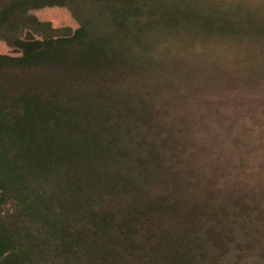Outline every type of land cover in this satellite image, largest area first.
Returning a JSON list of instances; mask_svg holds the SVG:
<instances>
[{
  "label": "trees",
  "instance_id": "1",
  "mask_svg": "<svg viewBox=\"0 0 264 264\" xmlns=\"http://www.w3.org/2000/svg\"><path fill=\"white\" fill-rule=\"evenodd\" d=\"M53 6L78 27L32 14ZM227 15L187 0H0V41L19 53H0V264H264L260 167L228 154L248 144L211 127L209 98L171 97L179 70L154 50L161 30L213 35ZM244 23L264 35V20Z\"/></svg>",
  "mask_w": 264,
  "mask_h": 264
},
{
  "label": "rangeland",
  "instance_id": "2",
  "mask_svg": "<svg viewBox=\"0 0 264 264\" xmlns=\"http://www.w3.org/2000/svg\"><path fill=\"white\" fill-rule=\"evenodd\" d=\"M187 1L197 16H218L220 11H225L233 26L222 30L218 27L213 35L203 34L189 24L182 29L161 30L158 33L156 30L155 56L169 71L179 70L180 79L172 85L175 90L171 97L176 101H191L189 91L194 90L209 98L214 102L213 109L220 113L219 117L213 116L211 127L218 131L219 126H231L239 142L245 141V147L248 144L245 149L231 150L228 154L233 152L234 157L241 152L244 160L260 167L262 173L256 170L259 177L252 181L258 186L264 183V35H257L258 29L244 22L264 20V0ZM32 14L40 21L50 22L54 28L67 27L73 31L78 27L65 7H44L33 10ZM221 31H224L222 35ZM0 53L19 55L3 41H0ZM222 76L231 78V82L226 81L231 84L219 86L223 83ZM189 82H193V86L187 85ZM167 83L169 80L164 85ZM181 87L186 88L178 91ZM223 95L230 100L223 101ZM232 98L236 100L232 101ZM196 99L202 103L200 98ZM235 101L238 104H234ZM241 103L246 106H241ZM239 111L246 112H243L242 118L236 117ZM226 140L222 139L227 143Z\"/></svg>",
  "mask_w": 264,
  "mask_h": 264
}]
</instances>
